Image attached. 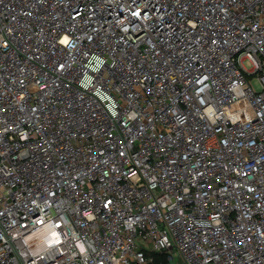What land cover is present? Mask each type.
<instances>
[{
    "label": "built area",
    "instance_id": "1",
    "mask_svg": "<svg viewBox=\"0 0 264 264\" xmlns=\"http://www.w3.org/2000/svg\"><path fill=\"white\" fill-rule=\"evenodd\" d=\"M0 264H264V0H0Z\"/></svg>",
    "mask_w": 264,
    "mask_h": 264
},
{
    "label": "rangeland",
    "instance_id": "2",
    "mask_svg": "<svg viewBox=\"0 0 264 264\" xmlns=\"http://www.w3.org/2000/svg\"><path fill=\"white\" fill-rule=\"evenodd\" d=\"M243 66L246 69H250L251 68L247 61H244ZM256 79H257L256 76L250 77V80H251L250 84H251V86H252V88H253V90L255 92H260V86H259V84H258ZM240 106H241V109H240L241 112L244 111L245 113L249 114L250 111H249V109H248V107H247V105L245 103H242ZM172 258H173V261L176 262V263L182 261V257L180 255L179 251H177V250L173 251Z\"/></svg>",
    "mask_w": 264,
    "mask_h": 264
}]
</instances>
